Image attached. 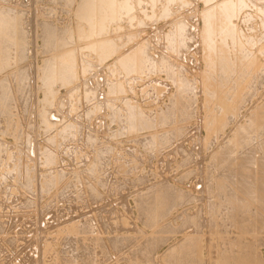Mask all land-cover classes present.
I'll use <instances>...</instances> for the list:
<instances>
[{
	"label": "rangeland",
	"instance_id": "obj_1",
	"mask_svg": "<svg viewBox=\"0 0 264 264\" xmlns=\"http://www.w3.org/2000/svg\"><path fill=\"white\" fill-rule=\"evenodd\" d=\"M0 44V264H264V0H0Z\"/></svg>",
	"mask_w": 264,
	"mask_h": 264
},
{
	"label": "bare ground",
	"instance_id": "obj_2",
	"mask_svg": "<svg viewBox=\"0 0 264 264\" xmlns=\"http://www.w3.org/2000/svg\"><path fill=\"white\" fill-rule=\"evenodd\" d=\"M259 1V0H258ZM261 1H263V0H261ZM117 2H118V0H117ZM57 3V2H56ZM76 3V2H75ZM153 3V2H152ZM171 3V2H170ZM219 4L221 3V2H218ZM218 3H214V6L215 5H218ZM119 4V3H118ZM122 4V3H121ZM168 4V3H167ZM104 6V5H103ZM116 6V5H115ZM118 6V5H117ZM123 6V5H122ZM121 6V7H122ZM170 5H168V7H169ZM257 6H258V4H257ZM97 7V6H96ZM96 7H95V9H96ZM99 7V6H98ZM125 7V6H124ZM243 7V6H242ZM78 10V9H77ZM116 10V9H115ZM114 10V11H115ZM124 10V9H123ZM79 13V12H78ZM91 13V12H90ZM125 13V12H124ZM205 14V13H204ZM107 15V14H106ZM99 16V15H98ZM124 16V15H123ZM114 17V16H113ZM13 18V17H12ZM98 19H100V18H98ZM117 20V19H116ZM206 21V20H205ZM23 22V21H22ZM108 22V21H107ZM51 23V22H50ZM110 23V22H109ZM78 25V24H77ZM80 25V24H79ZM18 26V25H17ZM82 26V25H81ZM106 27H107V25H106ZM67 29V28H66ZM18 30V29H17ZM98 30V29H97ZM21 31V30H20ZM89 31V30H88ZM87 31V32H88ZM44 34H46V33H44ZM63 34V33H62ZM86 34V33H85ZM17 35V34H16ZM89 35V34H88ZM58 36V35H57ZM68 36H69V34H68ZM90 36V35H89ZM88 36V37H89ZM105 36V35H104ZM18 37V36H17ZM98 37V36H97ZM11 38V37H10ZM19 38V37H18ZM27 38V37H26ZM78 38V37H77ZM84 38V37H83ZM87 38V37H86ZM99 38V37H98ZM104 38V37H103ZM85 39V38H84ZM16 40H18V39H16ZM83 40V39H82ZM94 40H96V39H94ZM111 41V40H110ZM104 42V41H103ZM83 43V42H82ZM114 43V42H113ZM28 44V43H27ZM73 44V43H72ZM1 45V44H0ZM58 45V44H57ZM118 45V44H117ZM204 45V44H203ZM75 46V45H74ZM26 48V47H25ZM70 48V47H69ZM218 48V47H217ZM216 48V49H217ZM18 50V49H17ZM23 50V49H22ZM21 52H23V51H21ZM53 53V52H52ZM127 55V54H126ZM25 56V55H24ZM28 57V56H27ZM124 57V56H123ZM58 58V57H57ZM204 58V57H203ZM120 59V58H119ZM234 59V58H233ZM27 62V61H26ZM59 62V61H58ZM234 62V61H233ZM21 63V62H20ZM18 64V63H17ZM17 67V66H16ZM47 68H49V67H47ZM117 68V67H116ZM42 69V68H41ZM80 69V68H79ZM237 70H238V68H237ZM258 70V69H257ZM75 71V70H74ZM47 73V72H46ZM212 75V74H211ZM78 76V75H77ZM83 76V75H82ZM43 78V77H42ZM45 79V78H44ZM223 79V78H222ZM16 80H17V78H16ZM39 81H40V79H39ZM44 82H46V81H44ZM18 83V82H17ZM46 83H48V81L46 82ZM59 87V86H58ZM238 87V86H237ZM8 90H9V88H8ZM118 91V90H117ZM157 91H158V89H157ZM245 91V90H244ZM9 92V91H8ZM234 92H235V90H234ZM236 94V93H235ZM238 95V94H237ZM240 96H241V94H240ZM239 97V96H238ZM244 97V96H243ZM238 99V98H237ZM178 100V99H177ZM52 101V100H51ZM128 101V100H127ZM180 101V100H179ZM232 101V100H231ZM235 101V100H234ZM131 102V101H130ZM229 102V101H228ZM45 106V105H44ZM2 108V107H1ZM139 108V107H138ZM227 109L228 110H230V107H227ZM232 109H233V107H232ZM259 109V108H258ZM211 110V109H210ZM234 110V109H233ZM7 111V110H6ZM225 111V110H224ZM50 112V111H49ZM127 112V111H126ZM210 112L211 111H209V114H210ZM8 113V112H7ZM213 113V112H212ZM169 114V113H168ZM167 114V115H168ZM127 115V114H126ZM229 115V114H228ZM177 117V116H176ZM209 117H210V115H209ZM150 119H151V117H150ZM169 119V118H168ZM217 119H218V117H217ZM252 121V120H251ZM216 122H218V121H216ZM54 123V122H53ZM212 125V124H211ZM176 127H178V126H176ZM218 127V126H217ZM179 128V127H178ZM239 130H240V128H236L235 129V133H234V135H235V137L233 136V138H235L234 140H235V146H231L232 147V149L233 150H235L236 151V149L239 147L240 148V146H242V143H239V142H242V141H236V139H237V135L240 133L239 132ZM17 131V130H16ZM150 140V139H149ZM229 142V141H228ZM228 142H227V144H228ZM226 145V144H225ZM231 145V144H230ZM233 145H234V143H233ZM228 146V145H227ZM50 150V149H49ZM218 151H220V150H218ZM245 154V153H244ZM249 154V153H248ZM247 154V155H248ZM252 154V153H251ZM250 154V155H251ZM257 155V154H256ZM238 161V160H237ZM258 173V172H257ZM89 178V177H88ZM95 178V177H94ZM97 178V177H96ZM95 178V179H96ZM216 180V179H215ZM57 182V181H56ZM99 182V181H98ZM93 184V183H92ZM44 187V186H43ZM57 187V186H56ZM257 187V186H256ZM238 192V191H237ZM95 195V194H94ZM97 196V195H96ZM224 201V200H223ZM172 202V201H171ZM208 203V202H207ZM208 213V212H207ZM219 231V230H218ZM98 238V237H97ZM247 239V238H246ZM98 241H99V239H97ZM219 241V240H218ZM47 247V246H46ZM91 251H94V250H91ZM209 251V250H208ZM55 254V253H54ZM87 255H89V254H87ZM91 255H92V253H91ZM90 255V256H91ZM179 255V254H178ZM177 255V256H178ZM58 256V255H57ZM95 256V255H94ZM89 257V256H88ZM53 258V257H52ZM160 258V257H159ZM214 258V257H213ZM94 260V259H93ZM95 261V260H94ZM50 262V261H49ZM81 262H82V260H81ZM97 262V261H96ZM58 263V262H57ZM80 263V262H79ZM161 263V262H160ZM209 263V262H208ZM207 263V264H208ZM239 262H237V263H234V264H238ZM90 264V263H89ZM97 264V263H96ZM184 264V263H183ZM239 264H250V262H248L247 260H242V261H240V263Z\"/></svg>",
	"mask_w": 264,
	"mask_h": 264
}]
</instances>
